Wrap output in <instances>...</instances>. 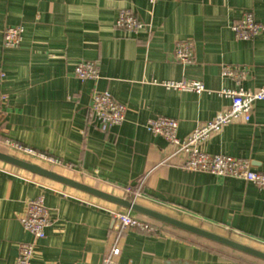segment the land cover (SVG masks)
Here are the masks:
<instances>
[{
  "label": "crops",
  "instance_id": "1",
  "mask_svg": "<svg viewBox=\"0 0 264 264\" xmlns=\"http://www.w3.org/2000/svg\"><path fill=\"white\" fill-rule=\"evenodd\" d=\"M123 11L142 24L136 33L117 26ZM247 14L264 27V0H0V152H18L10 144L30 148L60 164L11 156L264 252V190L184 170L183 158L168 160V142L147 129L152 120L175 119L178 138L186 140L229 108L223 90L264 86V30L251 40L233 30ZM11 27L24 29L16 49L4 45ZM183 42L192 45L191 64L175 59ZM81 62L98 66L97 81L76 78ZM186 81L201 82L205 91L164 86ZM95 91L127 107L122 125L102 132L90 118ZM203 149L264 173V102L251 122L225 127ZM142 180L134 200L125 190ZM41 196L52 224L36 241L21 218ZM115 212L128 211L0 162V264H17L22 243L36 245L32 264H102L116 244V264H264L134 213L159 233L130 229L120 236Z\"/></svg>",
  "mask_w": 264,
  "mask_h": 264
},
{
  "label": "built area",
  "instance_id": "2",
  "mask_svg": "<svg viewBox=\"0 0 264 264\" xmlns=\"http://www.w3.org/2000/svg\"><path fill=\"white\" fill-rule=\"evenodd\" d=\"M153 1V0H152ZM117 26L130 33H136L142 28L138 19L127 11L121 12ZM240 40H251L260 35L264 27L259 24L252 15H245L240 23L233 27ZM24 29L22 27L7 28L4 33V45L8 49H16L23 42ZM194 53L191 43L179 44L175 51V59L184 64L193 62ZM74 74L80 81H97L100 77L98 66L93 62H81L76 65ZM226 76H234V71L226 69ZM5 79V74L0 71V86ZM164 86L167 89L182 92H195L201 94L205 87L198 81L168 82ZM223 97L230 99L228 109L219 113L213 120L198 126L192 135L186 139L178 138L179 122L175 119L161 117L148 123L147 129L156 136L163 137L172 149V157H182V168L188 172H200L218 177L233 178L250 183L260 190H264V173L255 172L249 161L222 155H211L203 148L209 139L222 130L235 123H249L252 120L255 105L264 102V86L257 91L223 90ZM127 107L117 102L108 92L95 91L90 102V118L99 123L102 132H109L113 128L124 123ZM16 151L31 157H36L53 165L60 164L55 158L23 147L10 144ZM167 161V160H166ZM163 162L162 164H164ZM144 181L140 182L138 189L128 187L125 192L134 196V200L141 197ZM135 202V201H134ZM118 233L121 236L125 231L137 229L147 234H158L159 229L139 217L133 216L131 212L112 213ZM23 228L36 240L40 241L46 237V230L51 226V218L45 205L44 197H39L28 203L27 212L21 218ZM118 244L105 255L102 264H116L120 256ZM36 253L34 243H22L19 245L17 264H32Z\"/></svg>",
  "mask_w": 264,
  "mask_h": 264
},
{
  "label": "water",
  "instance_id": "3",
  "mask_svg": "<svg viewBox=\"0 0 264 264\" xmlns=\"http://www.w3.org/2000/svg\"><path fill=\"white\" fill-rule=\"evenodd\" d=\"M0 162L6 163L8 165H11L13 167H16L18 169L24 170L28 173H31L33 175L49 179L51 181H54L56 183H59L61 185H64L66 187H70L72 189L78 190L80 192L86 193L88 195H91L93 197L102 199L104 201H107L109 203H112L114 205H117L131 213H135L139 216L146 217L148 219L155 220L157 222H160L162 224L177 228L179 230H182L186 233L192 234L194 236L206 239L208 241H211L213 243L219 244L221 246L227 247L229 249H232L234 251L240 252L242 254L248 255L250 257H253L255 259L264 261V252L252 247H249L247 245H244L242 243H239L237 241H234L230 238L223 237L221 235H218L216 233L207 231L205 229H202L200 227L185 223L183 221H180L178 219L169 217L167 215H164L162 213H159L157 211H154L152 209L146 208L134 201H130L125 198H120L114 195H111L109 193L100 191L98 189H95L93 187H90L88 185H85L83 183H79L77 181H74L72 179H69L67 177L61 176L53 171H50L48 169H45L39 165L29 163L27 161L18 159L16 157H13L9 154H6L4 152H0Z\"/></svg>",
  "mask_w": 264,
  "mask_h": 264
},
{
  "label": "rangeland",
  "instance_id": "4",
  "mask_svg": "<svg viewBox=\"0 0 264 264\" xmlns=\"http://www.w3.org/2000/svg\"><path fill=\"white\" fill-rule=\"evenodd\" d=\"M6 153H9L10 155H15V156H22L20 153L15 152V151H11V150H7ZM22 158H25V157H22ZM26 158H27V157H26ZM27 159H29V157H28ZM29 160H31L33 163H36V164L38 163L39 165H41V166H43V167H45V168H51L50 165L48 166V165L43 164V163L40 164V162H38V161H36V160H33V159H31V158H30ZM134 214H135V213H134Z\"/></svg>",
  "mask_w": 264,
  "mask_h": 264
}]
</instances>
